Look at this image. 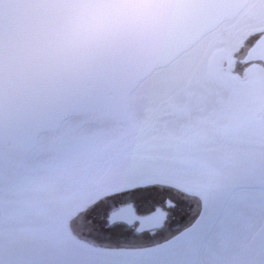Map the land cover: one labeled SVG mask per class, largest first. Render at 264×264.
<instances>
[{
    "label": "rangeland",
    "instance_id": "rangeland-1",
    "mask_svg": "<svg viewBox=\"0 0 264 264\" xmlns=\"http://www.w3.org/2000/svg\"><path fill=\"white\" fill-rule=\"evenodd\" d=\"M262 30L248 0L132 90L125 125L80 114L23 157L0 147V264H264V64L241 62ZM163 196L153 233L106 222L114 198Z\"/></svg>",
    "mask_w": 264,
    "mask_h": 264
},
{
    "label": "water",
    "instance_id": "water-1",
    "mask_svg": "<svg viewBox=\"0 0 264 264\" xmlns=\"http://www.w3.org/2000/svg\"><path fill=\"white\" fill-rule=\"evenodd\" d=\"M247 2L0 0V147L25 156L72 115L125 125L132 90ZM241 60L264 62V32ZM165 217L127 203L107 222H136L141 232Z\"/></svg>",
    "mask_w": 264,
    "mask_h": 264
},
{
    "label": "flooded vegetation",
    "instance_id": "flooded-vegetation-1",
    "mask_svg": "<svg viewBox=\"0 0 264 264\" xmlns=\"http://www.w3.org/2000/svg\"><path fill=\"white\" fill-rule=\"evenodd\" d=\"M263 31V30H262ZM264 32V31H263ZM262 32V33H263ZM254 40V39H253ZM253 40H251V39H249V41H251L250 42V44L248 45V47L253 43ZM246 52V51H245ZM241 62L242 63H246V62H243L242 60H241ZM255 63H257V64H264V62H255ZM203 100H204V102L206 101V96L205 95H203ZM191 109V111L189 110V113H186V117L187 118H185V120L183 121V122H186L187 123V127H188V131H189V129L190 130H192V127H191V124L193 123V121H191L190 120V117H191V112H192V108H190ZM214 109H215V105L211 108V112H209L208 110L209 109H207V107L204 109V110H199V109H197V112H198V115L200 116V115H202L203 117H201V120L199 121L200 123H202L203 125H205V123H207L208 124V126L210 125V124H213V125H215V117H214V115H213V111H214ZM249 116H250V121H251V123L250 124H252V112H251V110H249ZM185 117V116H184ZM183 117V118H184ZM168 119V118H167ZM245 120H248V117H247V114H246V118H245ZM59 128V127H58ZM57 128V129H58ZM262 129V128H261ZM197 130H199V129H197ZM263 130V129H262ZM252 131H253V128L251 127L250 128V134L252 135L253 133H252ZM258 132H260V133H264V131H261L260 129L258 130ZM46 133H50V134H52L53 135V133L54 132H46ZM197 139L199 140V135H200V137L201 138H203L204 137V135H205V131H200V133L199 132H197ZM189 136H195V135H192V133L189 135ZM109 199H111L112 200V198H108V200ZM116 200L117 199H115L114 198V200H112L113 201V203L111 204H109V206L107 207V209L105 210V212H104V216H105V218H106V222H107V216H108V213L111 211V210H113V209H115L116 207H118V206H120V205H123V204H127V203H132V206H133V208L135 209V211H137L136 210V206L133 204V201H130V200H125V201H121V202H116ZM137 200V198H135V201ZM159 201H162V202H164V204H165V208L163 209L165 212H166V217L167 218H169V213H167L168 211H167V208L168 207H171V208H174L175 207V203L173 202V200L171 199H169L167 196H163L162 198H160L159 199ZM91 202H93V200H91ZM137 203H139V201L137 200L136 201ZM109 203V202H108ZM88 205V204H87ZM156 207H161V204H154L153 205V207L149 210V211H151V210H153V209H155ZM149 211H147V212H149ZM107 212V213H106ZM147 212H145V213H147ZM136 213H138V212H136ZM140 214H143V212L141 213L140 212ZM166 219V218H165ZM120 223H121V226H125L126 228H128V227H131V228H133L134 230H135V227H136V222H134V223H132V224H130V225H127L125 222H122V221H119ZM108 223V222H107ZM113 224H115L114 222H113ZM108 225H112V224H109L108 223ZM156 230V229H155ZM155 230H152V231H148V232H151V233H153ZM136 231V230H135Z\"/></svg>",
    "mask_w": 264,
    "mask_h": 264
}]
</instances>
